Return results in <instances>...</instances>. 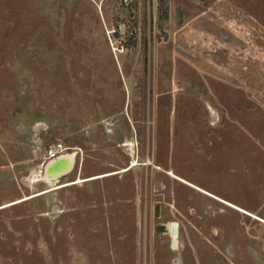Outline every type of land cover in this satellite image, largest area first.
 Listing matches in <instances>:
<instances>
[{
	"label": "rangeland",
	"instance_id": "rangeland-1",
	"mask_svg": "<svg viewBox=\"0 0 264 264\" xmlns=\"http://www.w3.org/2000/svg\"><path fill=\"white\" fill-rule=\"evenodd\" d=\"M0 264H264V0L0 1Z\"/></svg>",
	"mask_w": 264,
	"mask_h": 264
},
{
	"label": "bare ground",
	"instance_id": "bare-ground-1",
	"mask_svg": "<svg viewBox=\"0 0 264 264\" xmlns=\"http://www.w3.org/2000/svg\"><path fill=\"white\" fill-rule=\"evenodd\" d=\"M75 157L76 155L75 154H71V153H67L66 155L62 156L60 159H63V161L65 162V164H63L61 167H57L56 168H52V166L55 164V161H51L45 168V170L43 171V176H44V179L45 181L49 182L51 185L53 184L54 186L58 185L59 184V181H58V178L62 175H64L65 173L69 172L72 167H73V164H74V160H75ZM108 176V175H106ZM101 177H104V176H101ZM101 177H96L94 179H98V178H101ZM178 178V177H177ZM181 179V178H180ZM182 180V179H181ZM185 181V180H183ZM186 182V181H185ZM77 183H80V181H78ZM190 184V183H189ZM62 185V184H61ZM71 185V184H70ZM192 185V184H191ZM194 186V185H192ZM196 187V186H195ZM202 190V189H200ZM203 191V190H202ZM206 192V191H205ZM209 194V193H208ZM26 199H29V197H26L24 198L23 200H26ZM22 201V200H21ZM228 203V202H226ZM14 204V203H13ZM231 205V203H228ZM12 204H9L8 206H10ZM233 206V205H232ZM7 207V206H5ZM235 208H237L236 206H234ZM239 209V208H237ZM241 210L242 212H245L249 215H252L250 214L249 212L245 211V210H242V209H239ZM254 216V215H252ZM256 217V216H255ZM166 225V228H167V231H164L163 233H168L172 240H173V247L176 243V235H177V224L175 222H172L170 224H165Z\"/></svg>",
	"mask_w": 264,
	"mask_h": 264
},
{
	"label": "built area",
	"instance_id": "built-area-1",
	"mask_svg": "<svg viewBox=\"0 0 264 264\" xmlns=\"http://www.w3.org/2000/svg\"><path fill=\"white\" fill-rule=\"evenodd\" d=\"M66 150L67 147H65L62 143L60 142L52 143L51 145L48 146L46 150V158L48 162L66 155L67 154Z\"/></svg>",
	"mask_w": 264,
	"mask_h": 264
},
{
	"label": "water",
	"instance_id": "water-1",
	"mask_svg": "<svg viewBox=\"0 0 264 264\" xmlns=\"http://www.w3.org/2000/svg\"><path fill=\"white\" fill-rule=\"evenodd\" d=\"M60 158H61V157L52 160V161H55V164L52 166L51 169L56 168V166H57V167H61L63 164H65V162L63 161V159H60ZM50 162H51V161H50ZM48 163H49V162H48ZM48 163H47V164H48ZM58 179H59V178H58ZM156 230H157V231H160V232H164V231H167V228H166V225L162 223V224L157 225ZM172 246H173V240L171 241V247H172Z\"/></svg>",
	"mask_w": 264,
	"mask_h": 264
},
{
	"label": "crops",
	"instance_id": "crops-1",
	"mask_svg": "<svg viewBox=\"0 0 264 264\" xmlns=\"http://www.w3.org/2000/svg\"><path fill=\"white\" fill-rule=\"evenodd\" d=\"M0 1H7V0H0ZM130 168H128V169H126V170H124V171H127V170H129ZM106 175H113V173H111V174H105V175H102V176H106ZM97 177H101V176H97ZM94 178H96V177H93V178H90V179H83V180H78V181H81V182H83V181H85V180H92V179H94ZM80 179H82V178H80ZM77 182H74V183H70L71 185L72 184H76ZM70 184H67V185H63V186H61V187H65V186H69ZM58 186V185H57ZM56 186V187H57ZM61 187H59V188H61ZM42 194H45V192L44 193H42ZM42 194H39V195H42ZM39 195H37V196H39Z\"/></svg>",
	"mask_w": 264,
	"mask_h": 264
}]
</instances>
